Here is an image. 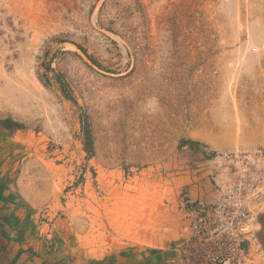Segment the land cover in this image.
<instances>
[{"label":"rangeland","instance_id":"obj_1","mask_svg":"<svg viewBox=\"0 0 264 264\" xmlns=\"http://www.w3.org/2000/svg\"><path fill=\"white\" fill-rule=\"evenodd\" d=\"M0 178L32 263L126 264L236 185L264 262V0H0Z\"/></svg>","mask_w":264,"mask_h":264},{"label":"crops","instance_id":"obj_2","mask_svg":"<svg viewBox=\"0 0 264 264\" xmlns=\"http://www.w3.org/2000/svg\"><path fill=\"white\" fill-rule=\"evenodd\" d=\"M4 185L0 178V262L20 264V261H23V264H38L40 260L28 255V247L14 239L22 233L24 221L29 218L25 219L24 212L20 215L18 199L12 198L10 189ZM190 221L188 215L181 217L176 211L169 212L166 226L160 235H157L156 246L152 244V247L148 245L140 249L127 247L119 252L121 255H118L116 260L118 263L122 260L126 264H179L176 248L190 239ZM32 260H37L38 263H32Z\"/></svg>","mask_w":264,"mask_h":264},{"label":"built area","instance_id":"obj_3","mask_svg":"<svg viewBox=\"0 0 264 264\" xmlns=\"http://www.w3.org/2000/svg\"><path fill=\"white\" fill-rule=\"evenodd\" d=\"M243 185L232 191L233 210L220 207L216 215L194 221L190 239L176 249L179 264H248L242 248L249 221L247 199Z\"/></svg>","mask_w":264,"mask_h":264},{"label":"trees","instance_id":"obj_4","mask_svg":"<svg viewBox=\"0 0 264 264\" xmlns=\"http://www.w3.org/2000/svg\"><path fill=\"white\" fill-rule=\"evenodd\" d=\"M81 49V48H80ZM83 53H85L87 55V52L84 50V49H81ZM47 80H46V85H47ZM85 137H86V144H85V151L88 153V154H91L92 153V150H93V141H92V136H91V133L90 131L86 128L85 130ZM182 146H189V151L190 152H193L194 155H202L204 157L207 156V153L205 151V145H202L201 143L199 142H196V141H192V140H182L181 144H180V147ZM213 156L215 154H212Z\"/></svg>","mask_w":264,"mask_h":264}]
</instances>
